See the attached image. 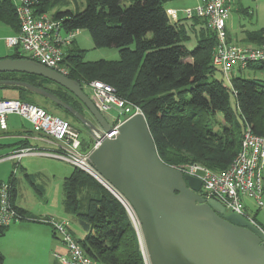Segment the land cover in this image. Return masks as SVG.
I'll return each instance as SVG.
<instances>
[{"label": "trees", "instance_id": "obj_1", "mask_svg": "<svg viewBox=\"0 0 264 264\" xmlns=\"http://www.w3.org/2000/svg\"><path fill=\"white\" fill-rule=\"evenodd\" d=\"M31 1L35 15H42L48 14V4L60 0ZM125 1L129 4L125 5ZM166 1L86 0L82 11H56L52 17L62 21L65 32L88 30L96 49L116 48L120 53L118 61L89 62L85 61L86 51L70 48L63 62L68 77L81 86L103 82L112 86L119 97L139 107L164 163L178 168L199 164L221 173L236 158L247 127L264 136V79H247L237 74L232 76V88L226 86L224 80L216 77L222 72L213 66V52L218 44L215 32L208 28L205 19L183 18L173 22L167 14ZM194 20L202 23L200 31L193 24H186ZM0 23L11 26L16 34L20 31L12 0H0ZM193 35L197 41L190 50L184 42ZM248 36L245 41L251 46H264V28ZM133 44L135 49H131ZM9 58L29 59L19 50ZM245 69L264 73V64H250ZM243 70L240 68L238 72L241 74ZM0 80L27 82L56 95L80 113L86 112L76 97L44 78L2 73ZM46 83L58 89H50ZM0 90L13 91L16 100L40 106L31 98L35 94L25 88L0 86ZM53 105L73 120L40 107L77 129V125L86 129L69 112ZM221 113L226 125L216 131L211 127V117ZM234 117L238 120L234 121ZM83 146L85 152L90 150L91 141L83 139ZM10 183L13 201L16 183L13 178ZM65 190V209L88 231L86 238L78 242L93 262L145 264L134 225L109 190L77 168L66 179ZM18 211L25 218L27 212ZM257 214L253 217L258 222ZM8 228L0 225V238ZM0 264H4L1 255Z\"/></svg>", "mask_w": 264, "mask_h": 264}, {"label": "built area", "instance_id": "obj_2", "mask_svg": "<svg viewBox=\"0 0 264 264\" xmlns=\"http://www.w3.org/2000/svg\"><path fill=\"white\" fill-rule=\"evenodd\" d=\"M12 2L20 23V31L6 39L8 47L15 48L29 60L68 77L69 71L63 61L67 49L72 46L79 31L65 32L61 20L48 14L35 15L31 0ZM227 3L228 0H201L195 7L184 9L182 14L187 20L205 19L208 28L215 32L218 44L213 52V66L227 77L225 85L232 88V78L229 76L232 77L237 69H245L250 64H264V46H241L229 40L227 21L230 17V8ZM167 14L173 22H178L177 10L167 9ZM82 89L105 117L112 130L110 134L102 129L100 132L91 131L93 143L91 149L86 152L83 150L81 133L77 128L69 121L31 103L16 99L0 100V129L8 128L7 116L10 114L28 120L35 133L51 140L57 146L58 150L53 154L55 158L89 174L120 201L140 237L141 227L133 208L123 196L103 182L89 158L101 145L102 134L108 139L116 137L119 128L127 120L143 113L139 107L119 97L112 86L103 82L84 83ZM32 153V149H22L15 151L6 159L16 160ZM179 169L202 181L201 194L205 198L218 201L227 211L244 217L264 233V229L247 211L244 201L245 198H250L259 210L264 208V136L254 134L250 127H247L236 158L224 172L215 173L199 164ZM16 172L17 169L13 175ZM21 219L23 216L12 201V185L10 181L3 182L0 185V225L11 226ZM45 222L53 227L55 236L67 248V255H54L61 264H96L70 232L66 222L55 218H49Z\"/></svg>", "mask_w": 264, "mask_h": 264}, {"label": "water", "instance_id": "obj_3", "mask_svg": "<svg viewBox=\"0 0 264 264\" xmlns=\"http://www.w3.org/2000/svg\"><path fill=\"white\" fill-rule=\"evenodd\" d=\"M2 73L34 75L60 86L83 104L84 114L45 89L0 80V86L25 88L61 107L89 132L111 133L109 123L76 80L29 59H1ZM102 138L90 162L103 182L133 208L150 264H264L263 231L218 201L205 198L199 178L164 163L144 114L127 120L116 137L102 134ZM143 256L147 264L144 252Z\"/></svg>", "mask_w": 264, "mask_h": 264}, {"label": "crops", "instance_id": "obj_4", "mask_svg": "<svg viewBox=\"0 0 264 264\" xmlns=\"http://www.w3.org/2000/svg\"><path fill=\"white\" fill-rule=\"evenodd\" d=\"M235 1L228 0L230 10ZM178 18L183 19L184 16L180 18L178 12ZM227 29L231 35L228 24ZM14 35L16 33L11 26L0 23V60L7 59L16 52L17 49L9 48L6 43V39ZM78 35L68 49L84 50L79 46ZM16 95L14 92L13 95L3 96L0 100L16 99ZM7 126L6 130L0 129V158H7L20 148L32 149L33 153L24 155L20 158V163H14L12 167L9 162L4 161L14 160L4 159L0 162V185L13 178L16 183L13 204L18 210L27 212L25 218L9 226L6 234L0 238V255L4 258V264H61L54 255H67V248H64L55 236L53 227L45 220L55 218L64 221L73 236L75 235L71 224L77 218L65 209V182L73 174L75 167L55 158L53 154L57 152V146L51 140L35 133L28 120L10 114L7 116ZM86 131L91 138L88 141L92 144V136ZM80 133L83 145V139H87L83 137L82 131ZM14 169H18L15 175ZM245 204L249 212L246 201ZM140 237L142 239L141 232ZM142 246L144 249L143 239Z\"/></svg>", "mask_w": 264, "mask_h": 264}, {"label": "rangeland", "instance_id": "obj_5", "mask_svg": "<svg viewBox=\"0 0 264 264\" xmlns=\"http://www.w3.org/2000/svg\"><path fill=\"white\" fill-rule=\"evenodd\" d=\"M200 1L201 0H167L165 3V8L177 10L179 12V17L182 18L183 17L182 11L184 9L193 8ZM128 4L129 3L125 1V5ZM86 5H87L86 0H60L57 3L51 2L50 4H48L46 6V11L48 12V15L52 16V14H54L58 10L60 11L70 10L72 12H76L78 10L82 11L86 7ZM186 24L189 25L193 24V27L199 31L203 28L202 23L198 20L190 21L187 22ZM227 24L229 27V32L231 34L230 36L233 38L234 43L241 46L243 45L251 46L245 41L249 37L248 34L253 32H258L264 28V0H236L235 3H233L231 6L230 17L227 21ZM79 33L80 34L77 37V41L79 43V46L82 49H84V51H86L85 61H89V62H95L100 60L118 61L120 59V53L118 49L116 48L96 49L94 47L93 40L88 30H80ZM196 41H197L196 37L195 35H193L192 37H190V40L188 42H184V44L190 50H193L196 46ZM131 49H135V44L131 46ZM13 50H15V48ZM238 70L239 69L235 71V75L238 74L247 79H264V73L260 70L244 69L241 74L240 72H238ZM216 77L219 79L221 78L222 80L227 82V77L221 75L220 73H217ZM229 77L232 78L231 75ZM45 85L50 89H58L56 85L51 83H46ZM13 93H14L13 91L8 92V90H3V91L0 90V98L6 95L7 96L13 95ZM31 96L34 103L44 107L45 109L51 111L56 115L67 118L69 120H73V118L71 117L70 118L66 117L67 115L61 109H57L53 105V103L50 102L49 100L47 101L43 97L37 95H31ZM237 120L238 117H234V121ZM225 125L226 122H225L224 114L221 113V114H217V116L211 117V127L216 131L222 130ZM77 127L82 131L84 138H86L87 140L91 139L88 136V132L86 130H84L82 127H79L78 125ZM22 149L23 148H20L16 151ZM0 159L1 162L6 158H0ZM4 162H9V164L12 167L14 163L16 164L20 163V159H16L14 161L5 160ZM245 201L247 202V205L249 207L250 214L254 215L258 213L257 214L258 222L260 223L261 227L264 229V208L259 210L256 207L255 202L250 198H247ZM82 210H84V207L82 208ZM71 228L73 229L72 231H74L75 234L74 237L77 240L83 241L86 238L88 232L85 229V227L82 226V224L78 219H75V221L71 224ZM60 242L63 244L65 248V244L61 240ZM141 251L142 254L143 252L145 253L147 264H150V260L146 248H144V250L142 249Z\"/></svg>", "mask_w": 264, "mask_h": 264}, {"label": "bare ground", "instance_id": "obj_6", "mask_svg": "<svg viewBox=\"0 0 264 264\" xmlns=\"http://www.w3.org/2000/svg\"><path fill=\"white\" fill-rule=\"evenodd\" d=\"M139 227V226H138ZM141 231V230H140Z\"/></svg>", "mask_w": 264, "mask_h": 264}]
</instances>
